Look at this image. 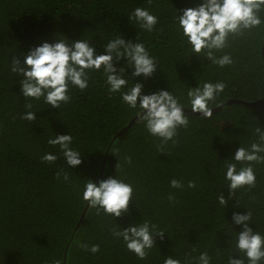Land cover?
Segmentation results:
<instances>
[{
  "label": "trees",
  "instance_id": "trees-1",
  "mask_svg": "<svg viewBox=\"0 0 264 264\" xmlns=\"http://www.w3.org/2000/svg\"><path fill=\"white\" fill-rule=\"evenodd\" d=\"M200 0H0V264H164L167 257L181 264H197L207 252L211 264H227L229 256L245 258L236 248L242 225L232 221L233 213L252 212L249 227L264 235V164H254L256 185L237 189L229 199L225 179L227 163L237 168L246 163L233 161L240 146L250 148L257 141L256 127L264 128V101L255 107L229 101L257 102L264 97V23L229 36L228 46L214 50L219 58L231 56L223 68L191 51L182 35L177 14L196 7ZM146 8L157 17L152 32L140 28L131 13ZM264 19V14H262ZM126 42L144 43L157 63L151 78L132 77V65L121 58L114 63L125 67L128 84L121 92L109 93L103 67L89 70L86 90L69 87L70 102L53 109L44 102L26 98L19 81L22 74L11 71L13 58L23 66L24 55L42 43L87 40L97 55L117 36ZM139 37V38H138ZM223 81L226 88L209 103L219 111L210 117L186 113L189 125L179 128L175 143L170 140L158 151L160 140L151 136L139 105L129 108L121 93L142 83V95L167 90L191 110L190 88ZM31 103L32 109L25 105ZM36 113L35 121L21 116ZM120 133V134H119ZM70 134L71 147L81 153V164L69 167L59 145L47 143L58 135ZM119 134V135H118ZM46 153L58 157L55 163L42 162ZM264 155V154H262ZM131 157V164L125 161ZM117 163L119 167L116 169ZM60 170L69 181L56 178ZM102 170V173H101ZM101 173V174H100ZM109 177L133 186L128 212L119 218L88 207L83 192L88 180ZM177 179L183 188L173 189ZM194 181L195 188H188ZM175 199L170 202L168 196ZM223 195L228 203H218ZM156 225L154 246L140 260L127 250L112 230L126 229L142 222ZM164 233L163 238L155 235ZM80 244L99 245L92 254ZM245 264L247 260L245 258Z\"/></svg>",
  "mask_w": 264,
  "mask_h": 264
},
{
  "label": "clouds",
  "instance_id": "clouds-1",
  "mask_svg": "<svg viewBox=\"0 0 264 264\" xmlns=\"http://www.w3.org/2000/svg\"><path fill=\"white\" fill-rule=\"evenodd\" d=\"M151 5L152 0H148ZM264 14V0H200L196 7L182 10V15L177 14L178 24L182 29V35L191 46L193 54L199 56L202 52L206 59L223 68L233 63L230 55L225 54L219 58L214 55L228 46L229 36L241 35L245 30L257 28L262 23ZM129 20H135L141 29L152 32L158 23L157 17L146 8L137 7ZM139 38V37H138ZM106 54L97 55L95 48L87 40L69 42L66 38L58 39V42H44L40 46L31 49L24 55L23 66L20 60L13 58L11 71L23 75L19 81L21 93L26 98L44 102L53 109H59L61 104L70 102L69 87L74 86L79 90H86L89 86V70H100L106 75V83L109 93L121 92L128 84L125 77V67L117 70L114 63L125 58L132 65V77L143 76L151 78L157 69L156 60L150 56L144 43L126 42L121 36L110 40L105 46ZM226 84L223 81L216 83H204L202 88H190L187 96L191 102L192 113H198L205 117L212 115L209 103L216 100L224 91ZM143 84H132L130 89L121 93V99L129 108L135 109L138 105L143 111L142 120L148 133L160 140L158 151H163V146L177 136L179 128H187L188 115L184 112V105L179 99L167 90L142 95ZM33 105L27 103L26 109H32ZM21 119L35 121L36 113L26 111ZM254 134L258 140L250 144V148L240 146L235 152L233 161L246 163L247 166L237 168L236 163H227L225 179L229 182V199L237 189L256 185V172L254 164H264V128L256 127ZM73 137L70 134L58 135L49 139L47 143L52 146L59 145L67 165L76 167L81 164V153L71 147ZM42 162L53 164L58 157L51 153L42 156ZM125 161L131 164V157H125ZM119 167L117 163L116 169ZM63 177L68 182L70 177L67 172L60 170L56 178ZM173 189L183 188V184L177 180L170 181ZM188 188H195L194 181H189ZM83 199L89 206L96 209L97 215L101 210L105 215L119 218L128 212V206L133 199V186L123 180L109 177L96 183L88 180L83 192ZM170 202L175 197L168 196ZM218 203L225 207L228 200L223 195L218 196ZM232 221L236 225H242V231L237 234L236 248L244 254L247 264H264V235L253 231L249 224L252 221V212L246 214L233 213ZM156 225H150L145 221L139 225H130L126 229L116 226L112 230L114 238H122L128 251L134 253L140 260L148 257L154 246L153 230ZM155 235L163 238L164 233L157 231ZM81 248L95 254L99 251V245L80 244ZM245 258H232L229 256L227 264H245ZM53 264H61L55 260ZM164 264H181L179 259L167 257ZM187 264V261L185 262ZM197 264H211V257L207 252L199 255Z\"/></svg>",
  "mask_w": 264,
  "mask_h": 264
},
{
  "label": "water",
  "instance_id": "water-1",
  "mask_svg": "<svg viewBox=\"0 0 264 264\" xmlns=\"http://www.w3.org/2000/svg\"><path fill=\"white\" fill-rule=\"evenodd\" d=\"M261 56H262V60L264 61V42H263L262 47H261ZM263 101H264V97H263L261 100L257 101V102H249V103H248V102H242V101H229V102L225 103L224 105H229V104L238 103V104H240V105H242V106H245V107H255V106H257V105L263 103ZM221 108H222V106H219V107L213 109V110H212V113H214V112H216V111H219ZM184 112H186V113H192L191 110H185V109H184ZM192 114L200 115V114H198V113H192ZM142 115H143V112H142L140 115L136 116L135 119H134V120H133V121H132L127 127H125L124 129H122V130L120 131V133L126 131V130L128 129V127L131 126L132 123H134V122H135L136 120H138L140 117H142ZM120 133H119V134H120ZM119 134H118V135H119ZM101 173H102V170H101ZM101 173H100V174H101ZM100 179H101V175H100V177H99V179H98V182H97L98 184H99V182H100ZM88 207H89V204L87 203L85 210L83 211L82 215L80 216V219H79V221H78V223H77L76 228H78L79 225H80V223L83 221L84 215H85L86 210L88 209Z\"/></svg>",
  "mask_w": 264,
  "mask_h": 264
}]
</instances>
